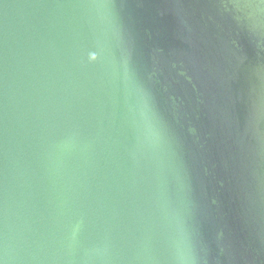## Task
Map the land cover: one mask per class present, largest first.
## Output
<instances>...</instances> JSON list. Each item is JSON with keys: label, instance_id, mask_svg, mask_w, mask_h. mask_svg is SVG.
I'll use <instances>...</instances> for the list:
<instances>
[{"label": "water", "instance_id": "water-1", "mask_svg": "<svg viewBox=\"0 0 264 264\" xmlns=\"http://www.w3.org/2000/svg\"><path fill=\"white\" fill-rule=\"evenodd\" d=\"M0 264H264V0H0Z\"/></svg>", "mask_w": 264, "mask_h": 264}]
</instances>
